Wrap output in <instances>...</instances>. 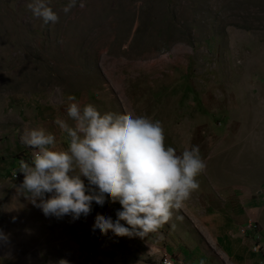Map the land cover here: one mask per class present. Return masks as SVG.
I'll use <instances>...</instances> for the list:
<instances>
[{
	"label": "rangeland",
	"instance_id": "rangeland-1",
	"mask_svg": "<svg viewBox=\"0 0 264 264\" xmlns=\"http://www.w3.org/2000/svg\"><path fill=\"white\" fill-rule=\"evenodd\" d=\"M29 2L0 0L1 120L12 107L18 120L21 98L42 94L160 121L166 146H199L206 163L199 188L173 211L178 237L215 254L217 226L205 214L229 198L254 207L264 247V0H77L68 13L69 0H48L59 20L47 24ZM8 132L0 128V141ZM27 207L9 218L0 211V264H76L79 233ZM131 248L136 260L160 264L159 254ZM80 253L77 264L97 256Z\"/></svg>",
	"mask_w": 264,
	"mask_h": 264
},
{
	"label": "clouds",
	"instance_id": "clouds-1",
	"mask_svg": "<svg viewBox=\"0 0 264 264\" xmlns=\"http://www.w3.org/2000/svg\"><path fill=\"white\" fill-rule=\"evenodd\" d=\"M76 2L69 0L63 11L68 13ZM27 8L46 24L59 20L48 0H31ZM67 101L71 123L59 117L54 121L66 137V149L57 148L55 135L45 128L25 127L21 139L33 149L32 162H18L23 174L18 188L46 217L76 220L90 214L93 202L103 206L110 198L122 210L115 221L97 214L94 231L140 238L157 232L199 188L197 177L206 168L199 146L177 154L166 146L160 121L127 111L101 112L74 95ZM6 240L0 233V242Z\"/></svg>",
	"mask_w": 264,
	"mask_h": 264
},
{
	"label": "crops",
	"instance_id": "crops-1",
	"mask_svg": "<svg viewBox=\"0 0 264 264\" xmlns=\"http://www.w3.org/2000/svg\"><path fill=\"white\" fill-rule=\"evenodd\" d=\"M21 100L20 104H24V111L20 112L18 120L15 119V107L10 110L12 113L10 119H6L7 121L3 122L0 118V128L2 127L3 130L9 131L7 133L8 138L0 141V211L7 213L5 218H9L10 215L14 217L15 205L26 204L28 206L27 209L40 211L43 217L47 218L51 223V216L46 217L42 210L30 203L25 198V193L18 188V185L23 181V174L21 173L20 179H16L13 178L12 172L19 169V161L16 159V155L30 147L23 143L21 139L25 127H43L55 135L57 148L66 149L68 147L66 137L54 122L59 117L71 123L66 113L68 101H54L42 94L23 97ZM27 162L31 164L30 161ZM85 184H88L86 178ZM235 205L228 198L227 203L220 211L215 213V210L213 211L212 207L209 206L208 214H205L206 218L210 219L208 224L214 219L217 226V232L214 237L215 245L213 246L215 254L210 253L200 242L185 243L178 237L177 226L172 221L174 217H177L175 216L176 213L157 232L151 233L145 238H140L139 236H115L112 242L104 241L102 236L105 235L99 229L93 230L95 223L93 219H95L97 214H101L105 218L111 217L113 221L118 218L117 211L122 210V206L119 202L113 203L110 198H107V202L103 206L93 202L92 211L87 216L82 215L79 219L73 220L72 216L66 215L60 218V221L65 222V230L68 232L73 233L75 231L79 233L80 244L78 250L90 247L97 252L96 257L86 258L88 262L92 260V263L95 264H117L118 262L126 264H158L144 261L142 263L141 260H136L130 250L133 246L135 247L131 249L134 250V253L137 252L136 254L147 252L154 256V254H158L152 249H160L170 255H174L177 260L181 259L183 264H264V254L253 252L248 239L240 231V226L253 214L252 209L254 207L242 204L243 208L238 209L236 208L238 205ZM50 223L47 228L51 226ZM74 223L77 226L75 228L72 227ZM121 223L125 222L121 221ZM206 223L204 225L208 227ZM162 239L165 243L161 242ZM128 245H130V248ZM80 250L77 253L76 264L82 260ZM115 251H119V254H116Z\"/></svg>",
	"mask_w": 264,
	"mask_h": 264
},
{
	"label": "built area",
	"instance_id": "built-area-1",
	"mask_svg": "<svg viewBox=\"0 0 264 264\" xmlns=\"http://www.w3.org/2000/svg\"><path fill=\"white\" fill-rule=\"evenodd\" d=\"M27 150L28 149H25V150L21 151L20 153H18L16 155V159L18 161L23 159V160H25L27 162ZM12 176H13V178L20 179L21 178V173H19V171H14V172H12ZM93 221L95 222V219H93ZM240 231H241L242 234H244L246 237H248L250 239V247H251V250L253 252H256L258 254L259 253L260 254L263 253L264 247L262 245V239L258 235L257 221L254 218L250 217L247 220L246 224L241 227ZM115 236L116 235L112 231H109L107 235L102 236V239L104 241H107V242H112L113 238ZM152 251H155L156 254H159V256H161V257H163V255H170L167 252L161 251L160 249L159 250L152 249ZM90 254H92V253L90 252ZM90 254H89V256H90ZM87 258H89V257H87ZM83 262H84V264H92L91 262H88L86 259H84ZM163 264H179V262H176V260H174L173 256H172V263L163 262Z\"/></svg>",
	"mask_w": 264,
	"mask_h": 264
},
{
	"label": "bare ground",
	"instance_id": "bare-ground-1",
	"mask_svg": "<svg viewBox=\"0 0 264 264\" xmlns=\"http://www.w3.org/2000/svg\"><path fill=\"white\" fill-rule=\"evenodd\" d=\"M27 158H28V156H27ZM31 159H32V156H31ZM163 262H165V263H172V257L169 256V255H163V257L161 258V264H163Z\"/></svg>",
	"mask_w": 264,
	"mask_h": 264
}]
</instances>
